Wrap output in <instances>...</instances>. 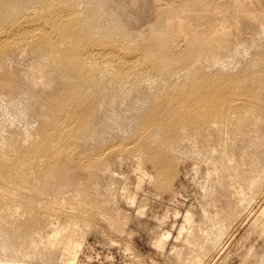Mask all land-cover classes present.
<instances>
[{
    "label": "rangeland",
    "instance_id": "1",
    "mask_svg": "<svg viewBox=\"0 0 264 264\" xmlns=\"http://www.w3.org/2000/svg\"><path fill=\"white\" fill-rule=\"evenodd\" d=\"M264 264V0H0V264Z\"/></svg>",
    "mask_w": 264,
    "mask_h": 264
},
{
    "label": "bare ground",
    "instance_id": "2",
    "mask_svg": "<svg viewBox=\"0 0 264 264\" xmlns=\"http://www.w3.org/2000/svg\"><path fill=\"white\" fill-rule=\"evenodd\" d=\"M65 257L63 264H76L78 254L83 246V241L77 235H71L62 240Z\"/></svg>",
    "mask_w": 264,
    "mask_h": 264
}]
</instances>
